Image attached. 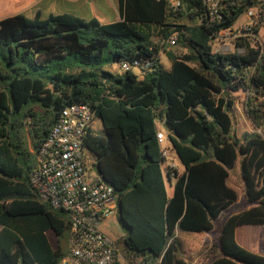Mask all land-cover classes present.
Here are the masks:
<instances>
[{
	"label": "trees",
	"instance_id": "obj_1",
	"mask_svg": "<svg viewBox=\"0 0 264 264\" xmlns=\"http://www.w3.org/2000/svg\"><path fill=\"white\" fill-rule=\"evenodd\" d=\"M180 1L173 12L170 0H119L121 20L107 25L70 15L0 21V264H57L65 254L48 234L66 235L68 216L39 200L29 174L59 114L76 103L89 104L104 129L105 137L89 130L85 147L117 195L127 252L188 264L179 235L212 234L240 201L229 184L239 162L246 207L222 224L208 264H264L246 246L247 228L264 227V45L243 36L216 51L246 8L209 23L201 0ZM238 104L252 127L241 136ZM160 131L182 170L165 165Z\"/></svg>",
	"mask_w": 264,
	"mask_h": 264
},
{
	"label": "built area",
	"instance_id": "obj_2",
	"mask_svg": "<svg viewBox=\"0 0 264 264\" xmlns=\"http://www.w3.org/2000/svg\"><path fill=\"white\" fill-rule=\"evenodd\" d=\"M201 3L209 23L221 20L224 10L246 8L242 14L246 22L237 30L222 31L216 51H229L231 42L243 36H251L260 43V35L264 34V0H201ZM170 6L177 12L182 2L170 0ZM175 41L171 36L168 44L174 46ZM137 65V62L123 63L121 69L127 71ZM93 120L89 104L76 103L64 108L37 150L35 167L29 174L39 200L68 216V250L57 264H126L121 262L115 242L105 230L106 223L117 218V195L97 172L96 164L88 165L84 155L85 139ZM157 140L165 165L174 167L168 163L165 134L160 131Z\"/></svg>",
	"mask_w": 264,
	"mask_h": 264
},
{
	"label": "rangeland",
	"instance_id": "obj_3",
	"mask_svg": "<svg viewBox=\"0 0 264 264\" xmlns=\"http://www.w3.org/2000/svg\"><path fill=\"white\" fill-rule=\"evenodd\" d=\"M5 4H6V1L2 5H5ZM19 4H22V3L21 2H17V3L11 2L10 4H7L3 7H0V21L4 18H7V17L16 16V14H18V12H16L17 9L19 7H21ZM245 22H246L245 16L241 15L237 19V21L234 23V25L232 26V30L239 29ZM259 41H260V43L258 42V44H264V34L260 35ZM213 47H214V49H216L218 47L217 43H214ZM232 47L233 46L231 44V48ZM160 60L166 69L170 68V61L168 60L167 56L164 53L161 55ZM133 71L135 73H137L138 75H140V79H142V76L140 74V70L138 68H134ZM113 72L115 73V71H113ZM118 72L121 73V71H118ZM232 117L234 119V131L237 132L238 136H241L244 132L252 130V127H251L250 123L248 122L247 118L245 117V115L243 114V112L241 110V106L239 104L237 105L236 110H234V112L232 113ZM158 126L160 129L159 124H158ZM91 131L97 136L105 137L104 129L101 125V122L97 119H94L92 121ZM262 135H264V133H262ZM84 155H85V159H86L88 165L92 166V165L96 164V158L91 152L85 150ZM203 160L204 161L214 160V158H213L212 154L206 153L203 156ZM168 163L174 165L173 168L181 167L179 160L174 153L169 154ZM229 184L234 189H236L238 192H240V201L236 205L231 207L230 209L226 210L219 217V219L214 222V232L211 234L212 238H217L219 236V234L221 232L222 224L225 222V220L228 217H230L233 214H237V213L241 212L246 207V197H245V194L243 192V182L241 179L239 162L236 163L235 169L230 172ZM171 189H172L171 187H169V186L167 187L168 194L171 193ZM106 225H107V228L105 229L106 233H108L110 235V237L114 240L117 252L119 255H121V259H120L121 262H123V263L126 262L128 264H132L131 263V261H132L134 264H156L152 259L148 260L146 263L143 262L142 260L147 258L145 255H142L139 253H134L132 251H130V252L126 251L125 245L123 243V240L125 237V230L118 224L117 219H115V218L110 219L106 223ZM248 230H256L258 232V233L250 234L248 240H249V243L251 244V246L255 247L258 250V253L264 254V227H249V228H247V231ZM199 235L200 234H187V233L180 234L181 247L182 248L179 252V256L184 258L188 262V264H208L209 263L208 260L210 258H213V257H204L202 259L197 258V260L194 263L192 262V257H191L192 255L190 253L187 240L189 237L199 236ZM48 237H49L50 242L53 244V246L58 245L64 253L67 252V250H68L67 234L60 236V237H56L54 235V233L50 232L48 234ZM247 245H249V244L247 243Z\"/></svg>",
	"mask_w": 264,
	"mask_h": 264
},
{
	"label": "crops",
	"instance_id": "obj_4",
	"mask_svg": "<svg viewBox=\"0 0 264 264\" xmlns=\"http://www.w3.org/2000/svg\"><path fill=\"white\" fill-rule=\"evenodd\" d=\"M5 1V5L11 2H21L22 4H19L21 7L17 9L18 14L16 16L21 15L27 19H34L36 16L46 19L49 16L70 15L84 21L95 19L102 25L121 20L119 0H0V7L5 6L2 5ZM178 168L182 170L181 167ZM253 233L258 232L248 230L247 238ZM212 239L211 234H200L188 238L193 263L197 258L208 257ZM247 249L258 252L251 244L247 245ZM208 261H211V259Z\"/></svg>",
	"mask_w": 264,
	"mask_h": 264
}]
</instances>
